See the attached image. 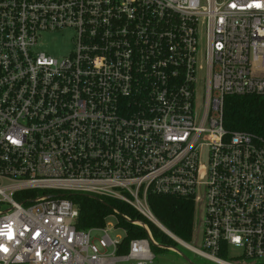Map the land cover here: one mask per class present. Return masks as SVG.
<instances>
[{
  "label": "built area",
  "instance_id": "2783aa9c",
  "mask_svg": "<svg viewBox=\"0 0 264 264\" xmlns=\"http://www.w3.org/2000/svg\"><path fill=\"white\" fill-rule=\"evenodd\" d=\"M63 30L67 55L42 49ZM249 94L264 97V0H0V264H153L148 224L125 215L147 231L126 245L79 229L70 193L159 227L151 196L191 198L202 248L168 235L264 264V135L224 125L225 97Z\"/></svg>",
  "mask_w": 264,
  "mask_h": 264
},
{
  "label": "trees",
  "instance_id": "16d2710c",
  "mask_svg": "<svg viewBox=\"0 0 264 264\" xmlns=\"http://www.w3.org/2000/svg\"><path fill=\"white\" fill-rule=\"evenodd\" d=\"M224 125L229 132L244 131L264 135V97L254 94L228 95L225 97ZM68 197L79 205L77 220L79 229L103 227L111 215L117 217V227L126 231L125 245L134 238L147 236L144 227L124 219L141 220L148 224L157 245L153 251L164 246H178V242L152 221L145 218L133 207L112 198H97L80 193H70ZM150 204L157 220L173 235L186 243H191L195 231V202L191 198L174 196L150 197Z\"/></svg>",
  "mask_w": 264,
  "mask_h": 264
},
{
  "label": "rangeland",
  "instance_id": "374dc122",
  "mask_svg": "<svg viewBox=\"0 0 264 264\" xmlns=\"http://www.w3.org/2000/svg\"><path fill=\"white\" fill-rule=\"evenodd\" d=\"M74 37H75V33L71 30H63L54 33H47L45 34V37L42 40V44H41L42 49L50 52L56 57L67 55L70 52V50H72L74 47ZM204 41L205 40H203L202 44H204ZM203 92L204 90L203 88H201L200 93L203 94ZM3 207L5 208V206ZM202 220H203V215L200 213V210L197 209L195 214L194 238L190 243V245L199 248H202L201 237L204 229ZM107 223L109 224V227L111 226V228H113L111 235L114 238H124L126 236L125 231L122 228L117 227L116 216H110ZM154 253H155V259L153 264H189L184 259L182 254L187 255L193 262L197 264H218L196 254L189 247L182 245L181 243H178V246H170V247L162 245L161 249L155 251ZM241 254H242V249L234 246H229L228 254H223L220 257L230 262L239 263L238 259L239 256H241Z\"/></svg>",
  "mask_w": 264,
  "mask_h": 264
},
{
  "label": "water",
  "instance_id": "95a60500",
  "mask_svg": "<svg viewBox=\"0 0 264 264\" xmlns=\"http://www.w3.org/2000/svg\"><path fill=\"white\" fill-rule=\"evenodd\" d=\"M158 226H159V225H158ZM160 227L162 228L163 231L168 232V230H167L163 225L160 224ZM154 245H157V244H154ZM167 247H170V246H167ZM182 255H183L184 259H185L189 264H197V263L193 262V261H192L187 255H185V254H182Z\"/></svg>",
  "mask_w": 264,
  "mask_h": 264
},
{
  "label": "bare ground",
  "instance_id": "6f19581e",
  "mask_svg": "<svg viewBox=\"0 0 264 264\" xmlns=\"http://www.w3.org/2000/svg\"><path fill=\"white\" fill-rule=\"evenodd\" d=\"M185 245H188L189 246V244H187V243H185V242H183Z\"/></svg>",
  "mask_w": 264,
  "mask_h": 264
}]
</instances>
